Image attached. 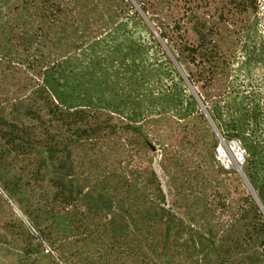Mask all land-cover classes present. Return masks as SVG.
<instances>
[{
    "label": "trees",
    "instance_id": "trees-1",
    "mask_svg": "<svg viewBox=\"0 0 264 264\" xmlns=\"http://www.w3.org/2000/svg\"><path fill=\"white\" fill-rule=\"evenodd\" d=\"M145 2L179 60L213 72V118L239 138L261 191L264 93L250 100L230 84L239 44L264 65L261 0ZM163 54L128 0H0V186L11 200L27 188L46 201L38 224L50 223L33 222V235L50 245L47 258L56 250L62 264H253L264 245L261 212L230 198L217 166L196 190L172 158L179 204L169 206L145 165L144 140L164 119L189 132L191 155L215 147L179 82H167ZM198 132L207 141L191 138ZM45 180L51 196L39 188Z\"/></svg>",
    "mask_w": 264,
    "mask_h": 264
},
{
    "label": "rangeland",
    "instance_id": "rangeland-1",
    "mask_svg": "<svg viewBox=\"0 0 264 264\" xmlns=\"http://www.w3.org/2000/svg\"><path fill=\"white\" fill-rule=\"evenodd\" d=\"M128 1L132 6V10L141 16L153 39L160 42L163 55L168 58L171 72L168 70L165 74L168 76L167 82L171 83L172 79L179 82L178 90L186 96L185 101L189 99L193 112L197 114V117H200L198 120L201 125H206L208 135L215 143L213 149L201 147L191 155L192 150H189L186 144L187 139L190 138L189 132L185 131V127L181 128V126L172 123L168 119L162 120L159 129L146 137L143 144L146 155L144 162L145 165L151 163L162 192L165 194L166 204L169 206L174 205V203L179 204V198L172 189V158L175 157L178 164H182L180 173L176 174L177 177H191V187L196 190H206L208 187V178L205 172L207 171L206 167L212 163L222 172L220 175L229 187L230 198L241 196L244 199H249L250 203L261 212L262 221H264V179L261 181L262 190L260 191L256 188L255 182L251 180V169L245 160L246 154L239 138L228 137L224 134L210 110L211 100L207 98V94L212 91L211 89L215 84L213 72L211 70L201 72L198 59L194 64L180 61L174 54L170 44L160 39L158 26L151 21L150 13L145 12L146 0ZM150 1L157 2V0ZM259 9L260 14H264V0H261ZM185 27V38L189 43L196 44L197 37L190 24H186ZM260 29L261 35H264V16H262ZM245 45H238L242 56H238L237 62L234 64L235 70L232 73V83L230 84L241 94L246 93L249 95L250 100H256L259 93H264V65H254L246 60L245 53H248L249 42ZM245 98L246 96L242 97L241 100ZM200 133L198 132L191 138L197 139L199 137V140L207 141L206 134L200 136ZM220 147L223 148V151L219 152L218 148ZM239 154H242V157H239ZM163 166L166 167V171L162 168ZM209 173L210 169H208V175ZM12 175V173L8 174L7 178ZM39 188L45 191V197L56 192L48 180L41 183ZM12 195L13 199L9 201L0 193V264H62L61 260L57 258L56 250L51 253V257L47 258L45 256L50 245L46 241L40 242L34 238L29 227L30 224L36 227L34 225L36 223L42 228L50 223L46 221L43 224H38L42 215L41 212L46 207V201L36 199L34 193L27 188L18 190ZM218 199L219 197L216 195L214 201L216 202ZM216 213L222 219H228V214L224 209L220 208ZM100 217H102V214H100ZM206 226L204 225L203 228ZM58 233H60L59 230ZM253 258V264H264V245L259 246L253 254Z\"/></svg>",
    "mask_w": 264,
    "mask_h": 264
},
{
    "label": "built area",
    "instance_id": "built-area-1",
    "mask_svg": "<svg viewBox=\"0 0 264 264\" xmlns=\"http://www.w3.org/2000/svg\"><path fill=\"white\" fill-rule=\"evenodd\" d=\"M218 151L219 152L220 151H223V148H221V147L218 148ZM239 157H242V154H239ZM0 193L3 194L9 201H11V199L8 198V196L6 195V193L4 192V190L1 188V186H0ZM29 227L31 229V233L37 234L36 228L32 224H30Z\"/></svg>",
    "mask_w": 264,
    "mask_h": 264
}]
</instances>
